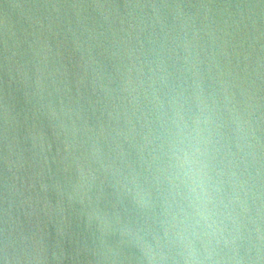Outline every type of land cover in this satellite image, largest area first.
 I'll return each mask as SVG.
<instances>
[{"label":"water","instance_id":"95a60500","mask_svg":"<svg viewBox=\"0 0 264 264\" xmlns=\"http://www.w3.org/2000/svg\"><path fill=\"white\" fill-rule=\"evenodd\" d=\"M0 264H264V0H0Z\"/></svg>","mask_w":264,"mask_h":264}]
</instances>
